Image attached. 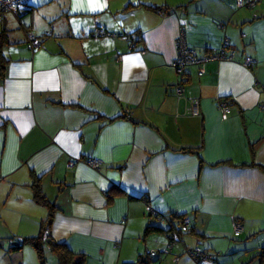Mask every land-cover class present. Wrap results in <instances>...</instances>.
<instances>
[{"label":"crops","instance_id":"obj_1","mask_svg":"<svg viewBox=\"0 0 264 264\" xmlns=\"http://www.w3.org/2000/svg\"><path fill=\"white\" fill-rule=\"evenodd\" d=\"M30 5L0 19V240L39 234L48 209L34 199L38 180L54 208L48 237L84 264H264V0ZM97 25L109 35L95 37ZM181 34L199 56L225 40L234 55L187 65L177 95ZM111 186L123 192L108 201ZM147 225L177 231L170 251ZM195 246L215 259L185 254Z\"/></svg>","mask_w":264,"mask_h":264},{"label":"built area","instance_id":"obj_2","mask_svg":"<svg viewBox=\"0 0 264 264\" xmlns=\"http://www.w3.org/2000/svg\"><path fill=\"white\" fill-rule=\"evenodd\" d=\"M256 0H235V7L240 8L244 6H253L255 4ZM31 10L30 0H0V19L2 17V14L5 11L11 12L13 15L19 17L21 14L28 12ZM93 35L95 37H104L106 35H109V32L102 26L97 25L93 30ZM26 39L30 45V47L35 48L40 45L39 40L31 33H27ZM176 47H177V56L175 60L173 61V67L175 70L176 75L178 76V84L174 88V92L177 95H183L185 92V87L181 83L182 77L184 75V70L187 65L190 64H196L201 63L207 60H230L233 55L234 51L230 49L228 41H223L222 46L218 49V51L212 53V54H202L197 55L196 51L189 46H187L184 37L179 35V37L176 40ZM144 52V51H142ZM252 63V59L247 57L244 61L245 65H250ZM202 72V69H200V73ZM191 105V113L192 115H199V108H198V101L197 99H192L190 101ZM220 107L222 108V111L224 115H226L229 112V106L227 103L223 100L220 102ZM92 167L96 168L100 165L99 160H90L88 162ZM145 209L147 212H152V209L150 205L146 204ZM154 216L156 213L153 214ZM182 224L184 226H187L188 219L187 217L180 218ZM233 228V235L238 236L241 232V224L239 222H234L232 224ZM170 233H167L166 236L168 237ZM44 238H48V233L45 231ZM169 241L167 244V250L170 251L173 244L174 239L172 237H168ZM11 244V240H9ZM185 254L194 256L197 258V260H200L201 262L204 261H211L215 254L209 253L207 251L202 250L200 247H195L193 249H185ZM179 259V256L175 257V261Z\"/></svg>","mask_w":264,"mask_h":264},{"label":"trees","instance_id":"obj_3","mask_svg":"<svg viewBox=\"0 0 264 264\" xmlns=\"http://www.w3.org/2000/svg\"><path fill=\"white\" fill-rule=\"evenodd\" d=\"M148 8H152V7L148 6ZM6 34H7V30L5 28H2V30H0V77L4 75L5 66L7 62V60L5 59L3 55V48L7 44ZM31 187L33 189L34 199L37 202H40L43 205L47 206L48 215L45 221L41 224V230L37 236L24 237L19 240H16V242L11 241L10 250L20 249L23 244H30L34 248L42 264H44L45 262L44 255L46 251L54 255L56 259V264H84L85 256L83 254L73 253L71 250L67 248V246L64 243L53 242L50 239V237H48L47 239L44 238V233L45 231H47L46 226L48 225L50 226L52 222V217H53V212H54L53 204L49 202L48 199L43 195L38 180H36L31 185ZM122 192L123 190H121L120 188L111 186L106 191L107 200L111 201L115 195L120 194ZM160 216H161L160 213H156L155 215L156 218H160ZM172 217L180 220V218H183L184 215H181L179 213H173ZM180 223L181 225H183L181 220H180ZM180 230L181 228L178 231ZM152 231H160V232H164L165 234L170 233L168 237H172V239H174L175 237H178L177 231L174 230L172 227H169L168 229H163L162 227L158 225H147L145 232L149 233ZM195 247H198V246H195ZM193 248H190V249H193ZM194 258L197 260L196 257ZM213 259H215V257ZM197 261L198 263H202L200 260H197ZM141 264H148V262L147 260H144V261H141Z\"/></svg>","mask_w":264,"mask_h":264},{"label":"rangeland","instance_id":"obj_4","mask_svg":"<svg viewBox=\"0 0 264 264\" xmlns=\"http://www.w3.org/2000/svg\"><path fill=\"white\" fill-rule=\"evenodd\" d=\"M1 240L3 246H0V264H42L30 244H24L20 249L10 250L9 239L4 238ZM14 242H16V239ZM185 249L187 250V248ZM44 257V264H56V259L52 253L46 251Z\"/></svg>","mask_w":264,"mask_h":264},{"label":"water","instance_id":"obj_5","mask_svg":"<svg viewBox=\"0 0 264 264\" xmlns=\"http://www.w3.org/2000/svg\"><path fill=\"white\" fill-rule=\"evenodd\" d=\"M28 12H30V11H28ZM28 12H25V13H23V14H26V13H28ZM23 14H21L20 17H21ZM0 246H3V241H2V240H0ZM141 261H143V258L141 259Z\"/></svg>","mask_w":264,"mask_h":264},{"label":"clouds","instance_id":"obj_6","mask_svg":"<svg viewBox=\"0 0 264 264\" xmlns=\"http://www.w3.org/2000/svg\"><path fill=\"white\" fill-rule=\"evenodd\" d=\"M31 11V10H30Z\"/></svg>","mask_w":264,"mask_h":264}]
</instances>
